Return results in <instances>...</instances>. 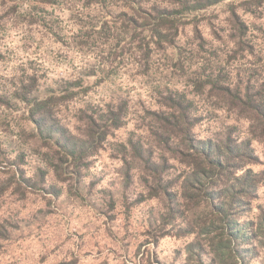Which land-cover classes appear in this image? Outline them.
<instances>
[{
  "label": "rangeland",
  "instance_id": "obj_1",
  "mask_svg": "<svg viewBox=\"0 0 264 264\" xmlns=\"http://www.w3.org/2000/svg\"><path fill=\"white\" fill-rule=\"evenodd\" d=\"M153 7L168 12L178 37L163 50L149 43L147 53ZM232 12L247 26L242 47ZM201 66L241 90L264 89V0H222L199 10L162 0H0V264H208L205 235H181L177 223H163L162 204L148 197L136 173L124 182L114 153L131 134L147 137L136 119L156 110L157 90L168 85L194 101L197 138L229 130L252 139L260 163L248 168L264 174V139L250 134V122L184 86ZM31 80L60 99L55 116L72 132L79 110L128 102L125 126L86 160L77 185L68 173L52 171L51 150L36 143L24 105L10 97ZM170 166L169 180L180 182L182 168ZM250 207V220L264 211V180ZM254 252L246 264H264V249Z\"/></svg>",
  "mask_w": 264,
  "mask_h": 264
},
{
  "label": "trees",
  "instance_id": "obj_2",
  "mask_svg": "<svg viewBox=\"0 0 264 264\" xmlns=\"http://www.w3.org/2000/svg\"><path fill=\"white\" fill-rule=\"evenodd\" d=\"M220 1L162 0L184 10H199ZM152 10L154 16L148 17L155 24L145 47L147 53L152 49L150 44L163 50L173 46L178 37L176 22L168 12L155 7ZM229 21L238 33L236 45L242 47L247 26L234 12ZM195 39L202 44L198 31ZM199 69L194 73L196 78L184 86L191 87L195 96L205 94L206 99L214 101L215 108L247 119L250 134L264 139V89L258 88L255 93L248 87L241 90L222 82L219 75L213 79V73L207 74L202 66ZM10 93L13 100L24 105L36 143L51 150L52 171L68 173V179L76 185L86 160L104 150L108 138L127 122L128 102L110 101L79 110L74 116L79 127L72 132L55 116L60 99L54 94H42L35 80L20 84ZM193 102L188 91L168 85L157 90L153 102L156 110H144V118L136 119L140 122L136 130L141 128L147 137L131 134L125 142L116 144L114 153L122 161L124 182L136 173L143 179L148 197L162 204L163 223H177L181 235H205L211 249L208 264H246L249 254L257 248L264 249V211H259L254 220L245 217L264 174L248 168L260 163L251 147L252 139L239 140L229 130L214 139H199L193 134L199 122ZM145 119L149 122L143 125ZM170 162L182 168L180 182L169 180ZM44 177L45 172L40 171L39 181L43 182ZM196 246L201 248L199 243Z\"/></svg>",
  "mask_w": 264,
  "mask_h": 264
}]
</instances>
